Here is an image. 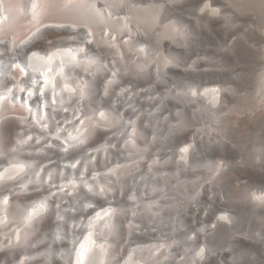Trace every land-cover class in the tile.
Listing matches in <instances>:
<instances>
[{"label": "bare ground", "instance_id": "obj_1", "mask_svg": "<svg viewBox=\"0 0 264 264\" xmlns=\"http://www.w3.org/2000/svg\"><path fill=\"white\" fill-rule=\"evenodd\" d=\"M205 1L0 0V264L264 257L262 236L239 231L244 210L262 218L264 194L236 202L223 183L264 163L214 160L234 153L221 129L235 93L196 89L233 57L189 61L197 33L228 41L239 13Z\"/></svg>", "mask_w": 264, "mask_h": 264}, {"label": "rangeland", "instance_id": "obj_2", "mask_svg": "<svg viewBox=\"0 0 264 264\" xmlns=\"http://www.w3.org/2000/svg\"><path fill=\"white\" fill-rule=\"evenodd\" d=\"M205 2H211L214 7L226 10L227 14L231 17H233L234 14L230 12V6L228 5H231V7L233 6L234 8L232 7V9L236 10L237 8L236 12L238 11L237 13H239L236 24L232 26L234 29V36H232L230 40L227 41L228 37L225 38L223 33L216 34L213 31L197 33L195 36L199 41L194 43L197 49L191 52V57L189 59V61H192L199 56L206 61L210 60V62H216V58L223 59L228 53H231L228 55L233 57L229 62H225L223 67H218L223 73L221 76L215 74L209 75L211 77L204 80V83L202 82L196 86V89L199 88L198 90L209 87H220L223 90L227 89L226 91H229V93L232 91V93H235V96L231 93V95H233L232 101L228 104L229 108L226 107V111H228L226 113H230L231 122L229 121L230 124L225 126L226 129L224 126H222L221 129L227 135L226 140L233 146L234 153L231 158L220 156L221 154H219L214 160L220 163H246L259 158L261 162L264 163V0H206ZM195 9V5L190 6L185 8L183 13L189 16ZM123 17H126V14H124ZM163 23L176 30V32H173L171 35L172 38L180 40L183 37L180 32L182 28L181 18L168 16L163 20ZM252 32H255L256 36H254ZM247 36L249 37L248 39ZM241 37H245L248 41H243L242 45L232 53L233 50H230L232 49L230 47L232 41L238 40L239 38L242 39ZM251 38H254V40ZM217 48H224L228 52H226L224 57H221L219 49ZM212 59H215V61H212ZM206 122L207 123L202 122V124L197 121L191 122L190 127L202 130L205 127H210L212 123L209 120ZM174 149H179V143L174 145ZM223 183L227 187V189L224 188V192H228L231 197L236 198V202H240V199L245 202L246 193H248V196H252L253 194H264V171L259 172L253 177L239 181L235 179L224 180ZM244 184H247V189L244 188ZM247 212L251 214L249 210H244L245 214L241 217V219H243L242 221L240 220L242 223H239V231L245 234L248 232L249 234L256 233L255 235L262 236L261 238L264 240V215L262 218H260V216L257 217V215L255 216L253 213L247 216ZM221 213V211H216L213 215L214 219ZM256 217L259 219L257 220ZM246 218H251V222L249 220L247 221ZM243 220H245V222ZM256 221H258L259 224ZM227 240L228 238L224 239V244H226ZM224 246V248H226L228 244ZM230 250L235 251L233 249ZM239 255L246 261L245 264H264V257L260 255V252L253 254L251 251H241ZM253 258H256L255 262L252 260Z\"/></svg>", "mask_w": 264, "mask_h": 264}]
</instances>
